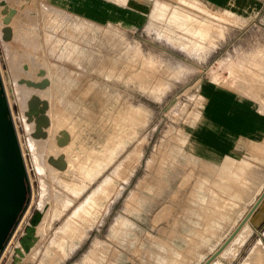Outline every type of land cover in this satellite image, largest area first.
<instances>
[{
    "label": "rangeland",
    "instance_id": "1",
    "mask_svg": "<svg viewBox=\"0 0 264 264\" xmlns=\"http://www.w3.org/2000/svg\"><path fill=\"white\" fill-rule=\"evenodd\" d=\"M255 1L258 8L239 17L198 0H150L144 22L131 27L77 18L53 0H7L16 9L14 36L6 48L0 28V75L23 142L31 192L0 264L13 261L38 209L48 219L38 223L40 239L27 257L31 264H202L220 246L263 191L257 194L264 186V139L245 142L213 164L195 153L193 135L214 83L231 85L264 110V0ZM40 68L52 80L47 96L53 114L68 112V124L82 137L85 178L84 171L92 169L89 186L78 196L46 169L38 170L27 143L10 73L19 82ZM108 182L110 195L92 204L96 208L87 219L74 215ZM46 187L48 198L40 207ZM72 221L71 234L59 232ZM245 224L211 264H243L259 241L264 245V216L258 224Z\"/></svg>",
    "mask_w": 264,
    "mask_h": 264
},
{
    "label": "bare ground",
    "instance_id": "2",
    "mask_svg": "<svg viewBox=\"0 0 264 264\" xmlns=\"http://www.w3.org/2000/svg\"><path fill=\"white\" fill-rule=\"evenodd\" d=\"M2 2V3H1ZM7 5L6 10L2 11L3 8ZM16 9L9 5L7 0H0V21L2 22L1 31L2 36L4 38V44L6 45V48H8V41L11 40L14 36V28L11 25V19L12 16L15 14ZM6 28V30H4ZM8 50V49H7ZM9 55V52H8ZM9 64L11 66L14 65L13 59L9 58ZM122 64V63H121ZM123 65V64H122ZM106 68V67H104ZM112 68V67H111ZM109 69V68H108ZM23 70H29V67L27 64H23ZM105 70V69H104ZM103 70V71H104ZM101 71V70H100ZM116 71V70H115ZM120 71V70H119ZM112 72V69L111 71ZM124 72V71H123ZM122 72V73H123ZM128 73V72H127ZM29 75V71L27 72ZM52 74V73H50ZM126 74V73H125ZM11 75L12 82L15 83L14 90L16 92V101L18 103V107L21 111V118L25 122V129L28 131V137H27V143L30 148V151L33 152L34 160L38 164V170L45 171L46 173L53 174V177L58 180L60 183H64V188L68 189V191L75 192L76 196H78L86 186H89L88 181L90 180V177L92 175V169L85 170L84 172L86 174H89L88 178H85V176L82 174L81 171V164H82V155L80 153V148L83 147L82 144V137L77 138L74 133V128L76 125L68 124V116L66 115L68 112L63 113L60 112L58 115L53 114L52 111V100L47 96L48 91L52 87V80L51 77L48 74L47 69L40 68L35 76H25L23 77L22 81L17 82V80H13V75ZM108 75V74H107ZM104 74V77L107 76ZM123 75V74H122ZM131 75V74H130ZM52 76V75H51ZM98 75L96 76L98 78ZM120 76V74H119ZM100 77V76H99ZM118 77V76H117ZM123 77H127L124 76ZM96 79V78H95ZM116 79V77H115ZM4 80V79H3ZM21 80V79H18ZM121 80V79H120ZM96 81V80H95ZM109 81V80H108ZM20 83V84H19ZM90 83V82H89ZM5 84V83H4ZM23 84V85H22ZM62 85V84H61ZM60 85V86H61ZM116 85V84H115ZM92 86V85H91ZM65 87V86H64ZM125 87V86H124ZM6 88V85H5ZM89 88V87H88ZM7 90V89H6ZM52 90V89H51ZM91 90V89H90ZM90 90H88L90 92ZM121 91V90H120ZM123 91V90H122ZM121 91V92H122ZM7 92V91H6ZM72 93V92H71ZM88 94V93H87ZM55 95V94H53ZM80 95V94H79ZM120 95V94H118ZM75 96V95H74ZM83 97V96H82ZM10 97H8L9 99ZM11 99V98H10ZM119 99V98H118ZM69 100V99H68ZM11 100H9V103ZM56 102V101H55ZM122 103V102H121ZM11 107V103H10ZM63 109V107H62ZM65 110V108H64ZM12 111V110H11ZM58 111V110H57ZM128 111V110H127ZM56 112V110H55ZM123 112V111H122ZM120 114V113H119ZM71 115V113H69ZM121 115V114H120ZM125 115V113H124ZM73 116V115H72ZM70 116V117H72ZM115 117V116H114ZM119 118V117H118ZM117 117L115 118V120ZM70 120V119H69ZM143 120V119H142ZM15 122V121H14ZM118 122V121H117ZM116 123V122H115ZM120 123V121H119ZM17 124V123H16ZM15 124V125H16ZM118 124V123H117ZM122 124V123H121ZM124 125V124H123ZM126 125V124H125ZM128 126V125H127ZM114 127V126H113ZM79 128V127H78ZM17 129V126H16ZM129 131V130H128ZM18 132V131H17ZM77 133V132H76ZM115 133V132H114ZM114 133H112L114 135ZM123 133V132H122ZM121 133V137H122ZM125 133V132H124ZM111 134V136H112ZM119 135V134H118ZM19 136V133H18ZM110 136V137H111ZM120 137V138H121ZM114 138V137H113ZM112 138V139H113ZM20 139V137H19ZM79 139V140H78ZM109 139V138H108ZM111 139V138H110ZM111 139V140H112ZM22 141L20 140V143ZM23 143V142H22ZM21 143V144H22ZM116 143V142H114ZM113 144V143H112ZM110 144V145H112ZM22 146V145H21ZM23 150V146H22ZM48 151L47 155L45 156V160L42 158V153ZM24 154V152H23ZM75 155V156H74ZM88 161V160H86ZM86 161L83 162V165H86ZM88 164V163H87ZM89 165V164H88ZM107 165V164H106ZM151 165V164H149ZM151 167V166H150ZM28 168V176H29V167ZM153 168V167H152ZM89 169V168H88ZM151 169V168H150ZM48 171V172H47ZM114 173V172H113ZM113 175V174H112ZM111 176V175H110ZM110 180V179H109ZM110 182V181H109ZM109 182L104 184L103 186L100 185L99 188H96L93 190L87 197V199L81 203L78 208L74 210V215L80 216L81 218H85L88 216L89 210L91 208L95 207L92 204H97L98 200L104 195V193L108 194L110 191L109 189ZM90 183V182H89ZM93 183V182H92ZM112 183V182H111ZM154 183V182H153ZM161 183V182H160ZM143 184V183H142ZM155 184H157L155 182ZM149 185V184H148ZM159 185V184H158ZM163 185V182H162ZM263 185V184H262ZM46 185H44L45 187ZM142 186V185H141ZM157 186V185H156ZM161 186V185H160ZM145 187V185H144ZM149 187V186H148ZM164 187V186H163ZM94 188V187H93ZM143 189V187H140ZM147 188V187H146ZM157 188V187H156ZM264 186H262L260 189H258L257 194L260 193ZM112 189V188H111ZM155 189V188H154ZM113 190V189H112ZM119 191L118 189H116ZM146 190V189H145ZM150 190V189H149ZM48 192L49 189L46 187L44 192L42 193L40 207L44 205L45 199L48 198ZM111 192V191H110ZM113 192V191H112ZM149 192V191H148ZM60 193V192H59ZM118 193V192H117ZM116 193V194H117ZM155 193V192H154ZM115 194V193H113ZM110 195V194H108ZM112 195V194H111ZM138 195V194H137ZM144 195V194H143ZM63 196V195H61ZM58 197L59 200H62V197ZM142 195H139V197ZM147 195H144L143 198H145ZM67 198L64 199V206L68 207L71 204V198L69 199V196L66 195ZM85 197V196H84ZM109 197V196H108ZM138 197V196H136ZM102 198H105L104 196ZM133 198V197H132ZM83 199V198H82ZM147 199V198H146ZM75 200V199H74ZM101 200V199H100ZM99 200V201H100ZM254 198L251 200L253 201ZM82 201V200H81ZM110 201V200H109ZM136 201V200H135ZM144 201V200H143ZM255 201V200H254ZM76 202V201H75ZM77 204L79 202H76ZM62 204V203H61ZM75 204V205H77ZM109 204V203H108ZM132 204V202H131ZM133 206V205H132ZM131 206V207H132ZM190 206V205H189ZM203 206V205H202ZM201 206V208H202ZM127 210L130 206H127ZM204 207V206H203ZM96 208V207H95ZM133 208V207H132ZM197 208V207H196ZM74 209V208H73ZM42 210V209H41ZM126 210V212H127ZM132 210V209H131ZM200 210V209H199ZM150 211V210H149ZM202 211V210H201ZM206 211V210H205ZM204 211V212H205ZM200 212V211H199ZM133 213V212H132ZM201 213V212H200ZM43 214V212H42ZM73 214V213H72ZM94 214V213H93ZM137 215V214H136ZM135 215V216H136ZM49 216V213H48ZM73 216V215H72ZM122 216V215H121ZM120 216V217H121ZM264 216V199L259 205L258 209L252 214L250 219L246 223H253L258 224ZM45 222H47L48 217H43ZM41 218V219H42ZM69 218V217H67ZM78 219V218H76ZM87 219V218H85ZM84 219V220H85ZM71 221V219H68L67 221ZM75 220V219H74ZM89 220V219H88ZM91 220V219H90ZM76 221V220H75ZM78 221V220H77ZM87 221V220H86ZM94 221V220H93ZM119 222V219L117 220ZM131 221V220H130ZM79 222V221H78ZM88 222V221H87ZM50 223V222H48ZM74 224L72 221L71 223L68 222L63 226V229L59 232H69L72 228L71 224ZM90 223V222H89ZM126 223V222H125ZM136 224V223H135ZM39 224L36 226V238L37 240L40 239L39 233L41 232V227H38ZM76 225V224H75ZM87 225V224H86ZM85 225V226H86ZM78 226V225H77ZM84 226V225H83ZM94 226V225H93ZM117 226V225H116ZM136 226V225H135ZM134 226V227H135ZM248 226V224H245L243 228L240 230V234L242 233L243 229H245ZM80 229V226H78ZM89 227V226H88ZM87 227V228H88ZM92 227V226H91ZM129 227V226H128ZM75 228V226L73 227ZM82 228V227H81ZM90 228V227H89ZM115 228V227H114ZM81 230V229H80ZM115 230V229H112ZM117 230V228H116ZM121 231V230H120ZM233 231V230H232ZM58 232V231H57ZM71 232V231H70ZM69 232V233H70ZM81 232V231H80ZM112 232V231H111ZM115 232V231H114ZM113 232V233H114ZM247 232V231H246ZM78 233V232H77ZM82 233V232H81ZM71 234V233H70ZM79 234V233H78ZM112 234V233H111ZM58 235V234H57ZM76 235V234H75ZM82 235V234H81ZM56 236V235H55ZM66 235H64L65 237ZM72 236V235H71ZM77 236V235H76ZM79 236V235H78ZM77 236V237H78ZM63 237V236H62ZM68 237V236H67ZM73 237V236H72ZM75 237V236H74ZM237 238V237H236ZM63 239V238H62ZM66 239V238H65ZM71 239V238H70ZM121 239V238H120ZM61 240V239H60ZM74 240V238H73ZM58 241V240H57ZM79 242V241H78ZM78 242H76L78 244ZM81 242V241H80ZM38 243V241H37ZM72 243V242H71ZM75 243V244H76ZM112 243L114 241L112 240ZM118 243V242H117ZM122 243V242H121ZM76 244V245H77ZM97 244V243H96ZM38 245V244H37ZM34 246V245H33ZM33 246L30 248L29 251H25L21 243L16 247H19L22 252L21 256V264H31V260H27L29 252L32 250ZM111 246V245H110ZM35 247V246H34ZM74 247V246H73ZM95 247V246H94ZM35 250V248H33ZM32 253V252H30ZM95 253V252H93ZM264 254V245L262 242H258L253 250L251 251L248 258L245 260L243 264H255L259 263L261 259V256ZM14 255H18L19 253L15 252ZM93 255V254H92ZM140 255V254H139ZM142 255V254H141ZM91 256V255H90ZM140 259V258H139ZM264 259V258H263Z\"/></svg>",
    "mask_w": 264,
    "mask_h": 264
},
{
    "label": "crops",
    "instance_id": "3",
    "mask_svg": "<svg viewBox=\"0 0 264 264\" xmlns=\"http://www.w3.org/2000/svg\"><path fill=\"white\" fill-rule=\"evenodd\" d=\"M211 9L230 10L239 17L258 8L255 0H198ZM71 15L96 23L141 25L150 0H53ZM202 121L193 135L195 153L218 164L245 142L264 139V110L260 103L228 84L214 83L204 104Z\"/></svg>",
    "mask_w": 264,
    "mask_h": 264
},
{
    "label": "water",
    "instance_id": "4",
    "mask_svg": "<svg viewBox=\"0 0 264 264\" xmlns=\"http://www.w3.org/2000/svg\"><path fill=\"white\" fill-rule=\"evenodd\" d=\"M6 7L7 5L2 11L6 10ZM30 192L27 162L0 75V256L28 206ZM263 199L264 190L233 231L202 264H211L221 254L258 209ZM42 215V211L38 209L20 238L25 251H29L37 241L36 226ZM15 252L19 253V256L13 255V261L9 264H21V249L16 247Z\"/></svg>",
    "mask_w": 264,
    "mask_h": 264
}]
</instances>
